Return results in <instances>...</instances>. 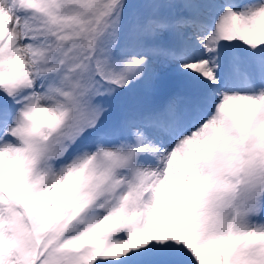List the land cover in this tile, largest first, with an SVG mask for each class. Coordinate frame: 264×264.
Segmentation results:
<instances>
[{
	"label": "snow or ice",
	"instance_id": "1",
	"mask_svg": "<svg viewBox=\"0 0 264 264\" xmlns=\"http://www.w3.org/2000/svg\"><path fill=\"white\" fill-rule=\"evenodd\" d=\"M0 264H264V0H0Z\"/></svg>",
	"mask_w": 264,
	"mask_h": 264
}]
</instances>
